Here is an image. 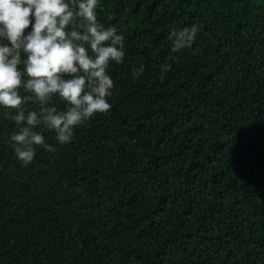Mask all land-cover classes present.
I'll return each instance as SVG.
<instances>
[{"label":"trees","instance_id":"obj_1","mask_svg":"<svg viewBox=\"0 0 264 264\" xmlns=\"http://www.w3.org/2000/svg\"><path fill=\"white\" fill-rule=\"evenodd\" d=\"M96 13L125 29L110 110L66 145L43 131L56 151L24 166L0 109V264H264V0ZM192 25V47L171 53L170 30Z\"/></svg>","mask_w":264,"mask_h":264},{"label":"clouds","instance_id":"obj_2","mask_svg":"<svg viewBox=\"0 0 264 264\" xmlns=\"http://www.w3.org/2000/svg\"><path fill=\"white\" fill-rule=\"evenodd\" d=\"M98 2L0 0V109L15 122L7 143L24 166L33 162L37 146L56 151L43 131L69 144L77 127L111 108L107 98L114 82L107 69L125 58V29L98 22ZM197 32V25L171 29L170 52L191 48ZM53 97L65 102L66 110H58Z\"/></svg>","mask_w":264,"mask_h":264}]
</instances>
